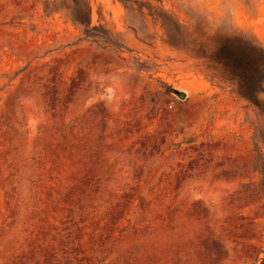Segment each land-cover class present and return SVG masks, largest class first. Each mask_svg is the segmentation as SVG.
I'll return each mask as SVG.
<instances>
[{
  "label": "rangeland",
  "instance_id": "374dc122",
  "mask_svg": "<svg viewBox=\"0 0 264 264\" xmlns=\"http://www.w3.org/2000/svg\"><path fill=\"white\" fill-rule=\"evenodd\" d=\"M222 3L0 0V264H264V81L200 51Z\"/></svg>",
  "mask_w": 264,
  "mask_h": 264
},
{
  "label": "trees",
  "instance_id": "16d2710c",
  "mask_svg": "<svg viewBox=\"0 0 264 264\" xmlns=\"http://www.w3.org/2000/svg\"><path fill=\"white\" fill-rule=\"evenodd\" d=\"M56 1H53L55 3ZM47 15H53L58 10L45 8ZM68 20L75 27L79 28L85 37L90 36V8L79 5L76 16H71ZM172 43V42H171ZM174 43V42H173ZM254 42L243 39L242 37H223L219 38L210 54H206L202 46L200 51L202 57L208 59L225 71V73L236 82H243L245 87L252 86V82L257 79L264 81V49ZM169 91L180 95L175 90ZM249 90H246L247 93Z\"/></svg>",
  "mask_w": 264,
  "mask_h": 264
},
{
  "label": "clouds",
  "instance_id": "9594fccd",
  "mask_svg": "<svg viewBox=\"0 0 264 264\" xmlns=\"http://www.w3.org/2000/svg\"><path fill=\"white\" fill-rule=\"evenodd\" d=\"M237 7L236 0H223V3L217 6V11L221 12V16L214 28L211 30L210 34L213 37L218 34L226 37L239 34L246 35L242 30L237 28L232 17L233 11L237 9ZM256 46L259 47L260 45Z\"/></svg>",
  "mask_w": 264,
  "mask_h": 264
}]
</instances>
